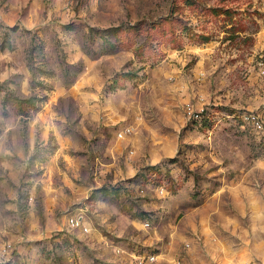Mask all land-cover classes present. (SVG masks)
<instances>
[{"label": "rangeland", "instance_id": "rangeland-1", "mask_svg": "<svg viewBox=\"0 0 264 264\" xmlns=\"http://www.w3.org/2000/svg\"><path fill=\"white\" fill-rule=\"evenodd\" d=\"M261 58L264 0H0V264H264Z\"/></svg>", "mask_w": 264, "mask_h": 264}, {"label": "built area", "instance_id": "built-area-1", "mask_svg": "<svg viewBox=\"0 0 264 264\" xmlns=\"http://www.w3.org/2000/svg\"><path fill=\"white\" fill-rule=\"evenodd\" d=\"M257 66L259 68L260 73L264 74V58H261L257 61ZM200 115H201L200 111H196L193 113L194 118H199ZM240 116L242 121L248 126H250L253 130L264 132V107L256 110L243 111ZM129 132H130V127L124 126V128H122L117 132V135L118 137H124ZM66 222L71 228L78 229L82 232H87L89 230V227L86 221L84 220L82 214H69L66 217ZM10 245H11L10 243H6L2 249L6 250L8 247H10ZM146 258L148 260H153L154 255L147 254Z\"/></svg>", "mask_w": 264, "mask_h": 264}, {"label": "trees", "instance_id": "trees-1", "mask_svg": "<svg viewBox=\"0 0 264 264\" xmlns=\"http://www.w3.org/2000/svg\"><path fill=\"white\" fill-rule=\"evenodd\" d=\"M106 43H109V41L107 39H105Z\"/></svg>", "mask_w": 264, "mask_h": 264}]
</instances>
